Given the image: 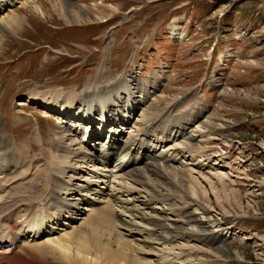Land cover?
I'll return each mask as SVG.
<instances>
[{"label": "bare ground", "instance_id": "bare-ground-1", "mask_svg": "<svg viewBox=\"0 0 264 264\" xmlns=\"http://www.w3.org/2000/svg\"><path fill=\"white\" fill-rule=\"evenodd\" d=\"M19 2L0 0V47L6 35L21 28V17L11 11ZM60 4L67 23H88L93 10ZM8 8L10 14L4 16ZM179 30L172 21L170 34L181 35ZM100 70L102 79L85 84L79 93L32 89L21 105L35 104L56 117L49 128L54 136L49 161L27 158L31 146L23 142L17 148L9 141L1 133L0 115V244L12 246L0 251V264H207L200 255L210 246L218 260L228 250L226 239L234 236L232 226L224 231L210 222L192 185V171L180 161V155L188 154V165L200 171L221 163L205 146L218 129L206 107L199 101L183 105L178 96H158L166 72L152 73L149 82L141 83L130 71L111 79L103 64ZM96 100L105 105L99 101L94 106ZM87 113L92 121L94 115L99 121L104 116L110 124L105 142L93 125L90 141L84 143L87 128L79 127ZM39 138L32 146L43 144V136ZM88 166L96 169L94 176L85 175ZM37 174L41 178L34 183ZM221 188L226 191L225 185Z\"/></svg>", "mask_w": 264, "mask_h": 264}, {"label": "rangeland", "instance_id": "rangeland-1", "mask_svg": "<svg viewBox=\"0 0 264 264\" xmlns=\"http://www.w3.org/2000/svg\"><path fill=\"white\" fill-rule=\"evenodd\" d=\"M60 3L76 4L71 6L75 11L93 10L88 23H67ZM16 5L11 11L21 17V28L6 35L0 47L1 133L17 148L23 142L31 146L27 158L49 161L54 137L49 128L57 121L35 104L21 106L32 89L79 93L85 84L102 79V64L111 79L130 71L141 83L149 82L152 73L166 72L157 95L167 100L178 96L183 105L199 101L218 128L205 144L221 162L214 170L209 164L200 171L188 165V154L180 155L192 171L207 218L224 231L232 226L234 234L225 238L228 250L218 260L211 246L200 259L264 264V0H20ZM172 21L181 35L170 34ZM16 118L21 121L14 123ZM39 135L45 142L32 146ZM88 167L85 175L94 176L96 169ZM219 173H225L222 179ZM228 173L235 177L224 176ZM37 175L34 183L41 178Z\"/></svg>", "mask_w": 264, "mask_h": 264}]
</instances>
